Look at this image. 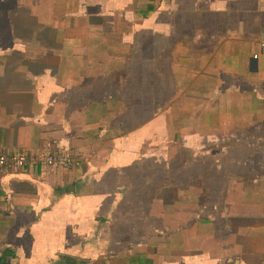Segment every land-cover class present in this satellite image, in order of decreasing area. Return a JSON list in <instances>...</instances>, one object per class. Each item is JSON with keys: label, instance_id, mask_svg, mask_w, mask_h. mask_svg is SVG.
<instances>
[{"label": "crops", "instance_id": "1", "mask_svg": "<svg viewBox=\"0 0 264 264\" xmlns=\"http://www.w3.org/2000/svg\"><path fill=\"white\" fill-rule=\"evenodd\" d=\"M23 2L0 0V155L71 164L0 165V264H264V170L184 155L264 130V0Z\"/></svg>", "mask_w": 264, "mask_h": 264}, {"label": "rangeland", "instance_id": "2", "mask_svg": "<svg viewBox=\"0 0 264 264\" xmlns=\"http://www.w3.org/2000/svg\"><path fill=\"white\" fill-rule=\"evenodd\" d=\"M23 1L24 2L22 4H26V2H25L26 0H23ZM32 3L33 2L29 3V6L33 5ZM37 4H39V0H37L36 5ZM3 7H5V6L3 5ZM47 8H50V7H47ZM17 11H19V10H16V12ZM138 11H142V12L149 11L148 5L145 7L140 6ZM68 43H69V41L67 42V44ZM262 44H264V42L259 41L253 45V48H252L253 56H254V52L257 50L260 54V57H261L260 48L264 47V45H262ZM176 82L177 81L173 76L172 81L169 82L172 85L170 90H172L174 87H176V85H177ZM109 101L112 103L111 100H109ZM149 106H151V105H149ZM260 111H261L260 108L256 105V111H255L256 114H254V117L256 116L257 120L264 118V116L262 115V113ZM160 116L163 117V113H160ZM234 116H236V113H234ZM171 118H172V121L176 120L174 118V114L171 115ZM236 118L238 119V117H236ZM229 119H231V117L229 115H227L226 120L228 121ZM240 121H241V123L244 122L243 115H240ZM176 126H177V132H183V135H187L190 132V127H188V126H183L180 123L176 124ZM211 130H214L215 132L214 133L210 132ZM211 130L209 129V131L207 133L208 134V141H206L205 144H202V146L191 145L192 151L191 152L187 151L184 155L187 157H200V158H202L199 155H202L204 152L207 155L206 156L207 159L205 161H206L207 166L209 165L208 166V172H210V173L215 172L212 174L219 176V173H216L217 172V171H215L216 169L213 168L212 162H215L217 165H218V163H220L222 167L225 166L224 167L225 171H224L223 168L220 165H218L221 168V169L219 168L220 169L219 171L221 174V176H220L221 179L223 176L225 177V175L228 173L227 171H231L233 169V162L234 161H232V157L240 158L241 162H245L243 167L249 166L250 164H252L253 166L257 165L261 170H264V130H256V129H251V128L242 129V131H239L238 133H236L238 136V139L232 140V141L230 139H228V141H225V140L221 141L220 140L221 137L219 136V133L222 131L221 129H211ZM224 131L228 132L229 130H224ZM215 133H216V135H212ZM173 135H174V132H173ZM184 140H185V137L183 136L181 138V141H182L181 147L186 145V140L185 141ZM193 140H196V139H193ZM159 141L163 144L159 147L160 150L165 151L166 147H167V146H165L167 144V141H165V140H163V141L159 140ZM213 143H216V144L214 145ZM175 154H176V157H182V155H180V153H179V150L176 151V149H175ZM155 157H165V155L164 154L163 155H157ZM215 159H219V160H215ZM184 160L186 161L187 158H185ZM211 160H215V161L211 162ZM163 161H164V159H163ZM251 162H253V163H251ZM240 164H242V163H240ZM235 170H236V168H235ZM235 170L233 171L234 175L236 173ZM230 173H232V171ZM220 177H218L217 180H220ZM245 177H246L245 173H243L242 176L239 178L238 182L240 183L241 186H242L243 181L249 183L248 180H244ZM167 191H168V188L163 187L160 190L161 195L164 196ZM162 196H161V199H162ZM239 197L244 198L246 200L248 196L244 193L243 197H242V194H239L238 198ZM234 200H235V198H234ZM252 200L253 199H251L250 202ZM162 201L166 202V200H164V199H162ZM242 201L244 203V200H242ZM241 208H242V206H241ZM261 212H263V211H261ZM261 212L257 211V213H260L262 216H264V214ZM241 214L242 213H240V215ZM246 219H249L250 220L249 222L259 223V221L257 222L254 218H246Z\"/></svg>", "mask_w": 264, "mask_h": 264}, {"label": "built area", "instance_id": "3", "mask_svg": "<svg viewBox=\"0 0 264 264\" xmlns=\"http://www.w3.org/2000/svg\"><path fill=\"white\" fill-rule=\"evenodd\" d=\"M264 45V44H262ZM254 58L260 59V54L256 50L254 52ZM71 164V159L63 154H1L0 165L3 166H21V167H39L44 166H61L66 167Z\"/></svg>", "mask_w": 264, "mask_h": 264}]
</instances>
